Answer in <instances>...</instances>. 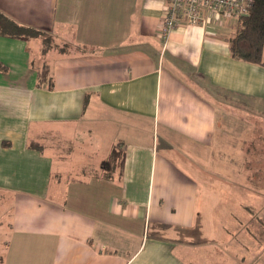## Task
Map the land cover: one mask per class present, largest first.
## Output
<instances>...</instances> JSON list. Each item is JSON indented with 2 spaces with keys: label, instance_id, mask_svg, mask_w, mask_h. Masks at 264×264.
<instances>
[{
  "label": "crops",
  "instance_id": "obj_1",
  "mask_svg": "<svg viewBox=\"0 0 264 264\" xmlns=\"http://www.w3.org/2000/svg\"><path fill=\"white\" fill-rule=\"evenodd\" d=\"M165 5L0 0V264H264V66Z\"/></svg>",
  "mask_w": 264,
  "mask_h": 264
},
{
  "label": "trees",
  "instance_id": "obj_2",
  "mask_svg": "<svg viewBox=\"0 0 264 264\" xmlns=\"http://www.w3.org/2000/svg\"><path fill=\"white\" fill-rule=\"evenodd\" d=\"M238 24L236 34L229 41L230 54L236 59L264 66V0H252L249 13L239 17ZM0 34L25 39L42 36L43 52L53 46L52 38L44 36L45 31L18 24L1 12ZM37 75L40 83L46 82L49 87L52 85L47 66L39 68ZM120 156L121 150L114 147L110 154L111 161L119 160Z\"/></svg>",
  "mask_w": 264,
  "mask_h": 264
},
{
  "label": "built area",
  "instance_id": "obj_3",
  "mask_svg": "<svg viewBox=\"0 0 264 264\" xmlns=\"http://www.w3.org/2000/svg\"><path fill=\"white\" fill-rule=\"evenodd\" d=\"M251 5L252 0H166L159 35L165 43L183 25H201L221 16L239 18L249 13Z\"/></svg>",
  "mask_w": 264,
  "mask_h": 264
},
{
  "label": "rangeland",
  "instance_id": "obj_4",
  "mask_svg": "<svg viewBox=\"0 0 264 264\" xmlns=\"http://www.w3.org/2000/svg\"><path fill=\"white\" fill-rule=\"evenodd\" d=\"M44 36H48L49 37V35H47L46 33L44 34ZM259 103V102H258ZM257 106H258V104H257ZM243 112H251V113H253V112H256V111H253V110H244ZM242 112V113H243ZM239 113V110H235V115H236V127H235V131L236 132H234V135H235V137L237 138V140H238V138H239V134H240V131H241V129H242V121L244 120V119H242V118H238L237 117V114ZM238 142H239V140H238ZM256 164V163H255ZM80 166H82V165H80ZM251 170H254V169H262V167L261 166H259L258 164H256V166L254 165V166H251ZM263 170H264V167H263ZM249 171V170H248ZM263 176H264V172H263ZM263 179H264V177H263ZM0 216H1V214H0Z\"/></svg>",
  "mask_w": 264,
  "mask_h": 264
}]
</instances>
